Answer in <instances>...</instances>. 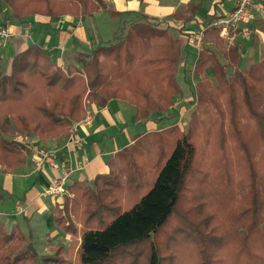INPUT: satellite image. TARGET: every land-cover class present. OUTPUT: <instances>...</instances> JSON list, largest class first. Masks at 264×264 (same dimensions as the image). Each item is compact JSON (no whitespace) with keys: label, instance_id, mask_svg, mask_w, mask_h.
<instances>
[{"label":"trees","instance_id":"obj_1","mask_svg":"<svg viewBox=\"0 0 264 264\" xmlns=\"http://www.w3.org/2000/svg\"><path fill=\"white\" fill-rule=\"evenodd\" d=\"M0 1L10 11L3 21L11 22L13 18L23 21L37 14L77 15L79 5L87 6L88 0ZM95 1L97 8L103 3ZM198 6L189 3L173 17L187 21ZM161 23L143 16L112 42L100 43L90 52L78 54L79 67L68 66L64 70L34 43L12 57L9 72L3 71L0 64V163L4 171L19 166L26 158L22 143L7 135L17 132L44 140L61 134L68 136L74 132L73 124L84 118L89 103L103 107L112 98H128L135 105V121L168 110L181 91L175 74L179 70L182 41L169 33L168 25ZM208 44L223 56L225 63ZM239 58L238 47L227 44L219 28L207 24L203 46L192 69L199 79L194 86L196 105L187 129L181 131L175 123L141 134L133 144L117 151L108 160V172L97 174L91 184H68L71 197L64 198L61 208L53 207L55 226L70 232L71 214H76L77 206H83L86 212L104 210L110 215L95 225L81 226L77 247L81 264L102 262L113 250L150 238L159 231L174 212L188 176L197 173L207 180L212 149L215 145L221 150L227 140L234 144L235 152H243L246 164L234 228L244 241L241 250L246 260L264 264V58L244 70L237 68ZM227 68H232L233 73H228ZM248 130L254 131L262 150L252 149L245 141ZM167 132H172V145L165 156L161 149L151 185L129 207L104 205L113 188L126 184L129 171L137 172V157L153 148L154 136ZM229 160L227 155L220 156V179L226 178L222 176H228L232 168ZM152 248L149 264H161L156 248ZM45 262H50L49 257L38 254L18 227L7 231L0 223V264Z\"/></svg>","mask_w":264,"mask_h":264},{"label":"crops","instance_id":"obj_2","mask_svg":"<svg viewBox=\"0 0 264 264\" xmlns=\"http://www.w3.org/2000/svg\"><path fill=\"white\" fill-rule=\"evenodd\" d=\"M254 1L260 9L255 11L256 18L252 24L253 33L249 39L238 38L234 44L240 53L237 63L239 70H244L264 58V0ZM102 2L101 6L84 13V15L67 14L41 18L30 16L23 21H2L0 27L11 25L15 31L13 35L0 38L2 39L0 49L9 45L13 49V55L8 59L9 67L6 72L10 71L12 57L33 43L39 45L56 64L64 67L69 65L79 67L78 54L88 53L101 42L111 40L112 36L115 37L125 32L130 23L142 20L143 16L158 20L165 26L168 25L169 32L174 33V37L180 40L185 37V47L189 48L186 35L183 34L194 31L196 26L202 28L210 24L212 22L210 18L214 21L225 14L231 9L234 0H102ZM227 2L229 5H226ZM189 3L199 5L189 20L183 21L173 17V14L186 9ZM115 13L117 14L115 15ZM32 21L37 22V27L33 25ZM207 21L211 22L207 23ZM34 28L35 32L33 31ZM58 46H61L62 49ZM181 49L182 57L185 55L186 60H188L190 58L187 53L188 50L185 49L186 53L184 54L183 47ZM191 49L193 50V48ZM3 56L4 52L0 51V62ZM196 57H194L193 66ZM222 59L219 58L222 63H225L223 56ZM185 64L183 61V66ZM209 73L212 75V72L207 71L210 77ZM179 95L180 93L175 96L178 97L174 98L173 105L168 110L153 112L149 118L139 121L134 119L135 105L130 100L112 98L103 107L89 103L87 106L89 120H81L73 124V133L81 136L82 145L69 148L66 145L69 135H60L46 140L31 136L25 146L29 150L30 145L40 144L57 150L58 160L70 161L71 166L75 168L69 184L73 181L91 184L97 174L108 172V160L117 151L133 144L135 138L141 134L167 128L169 125L166 126L165 124L168 118H171L172 115L179 116L182 113L184 100L188 101L189 98L179 99ZM135 123H142L145 125V129L139 133H133L137 127ZM84 157L88 159V163L84 167L78 168L84 162ZM16 170L25 173L17 174ZM53 175L54 172L48 165H44L38 170L33 167L31 151L29 154L26 153L25 160L19 166L10 171H4L2 167L0 169V181L8 187H6L7 189L2 188L3 192L0 191V199L2 201L7 200L10 205L14 195L7 190H11L16 183L9 177L33 178V184L30 188L37 193L32 198L25 195L19 200L17 197V201L11 205L10 213L0 211V223L7 231L14 227L20 229L17 217L21 215L26 222L37 218L40 224H48L51 230L47 233L45 240L42 241L44 242L42 251L45 256L51 254V248L55 244L61 243L67 248L70 241V235L65 233V237L61 236L59 227L54 224L51 204L53 200L42 195ZM31 231L33 229H30ZM30 235L31 240L32 232Z\"/></svg>","mask_w":264,"mask_h":264},{"label":"rangeland","instance_id":"obj_3","mask_svg":"<svg viewBox=\"0 0 264 264\" xmlns=\"http://www.w3.org/2000/svg\"><path fill=\"white\" fill-rule=\"evenodd\" d=\"M226 5H229V3L227 2ZM96 6L97 2L95 0H88L87 6L79 5L77 15H84V13L94 9ZM8 13H10V11L6 3L0 1V23L3 21V16L5 14L8 15ZM34 16L39 18L49 17L47 15L38 14ZM12 20L17 21L15 18ZM210 20L213 21L212 18H210ZM211 21H207V23ZM32 23L35 27H37V22L32 21ZM161 25L165 26L163 23H161ZM200 28V26H196L194 31L199 30ZM33 31L35 32V28ZM173 34L171 35L173 36ZM183 35H186V38L188 39L191 32ZM112 37L111 40H106L101 43L105 44L107 42H112L114 38ZM181 41L183 44V53H186L185 49L188 50L187 53L190 58L186 60V56L184 55L182 57L181 54L178 62L179 70L175 75L181 90L179 99L189 98V100H184V108L182 109L183 116L180 119V115H172L171 118L169 117L168 121H166L167 123L165 121L164 122L166 123V126H171L178 120H181L178 122V129L184 131L187 129V126L191 121V114L195 109L196 104L193 100L195 95L194 86L196 81L199 79V75L193 73L192 71L193 61L195 59L194 57L197 56L198 50L189 42V48H186L185 37ZM0 42H2V39H0ZM207 46L216 52L220 60H223L222 55L215 50V48L209 44ZM190 47L193 48V50ZM0 51L4 52V56L0 64L3 71H7L9 67L8 59L13 55V49L11 45H9L6 48H1ZM182 60L186 63L184 66ZM61 68L66 70L67 66L64 67L61 65ZM227 72L232 74L233 70L231 68H227ZM209 74L212 78L211 73ZM175 96L174 98L178 97ZM127 100L130 99L127 98ZM86 114L87 109L85 110V116ZM135 125L137 127H135L136 131L133 133H139V131H143L145 129V125L142 123H135ZM171 135L172 132H167L161 134L160 136H154L155 144L152 145L153 148L148 151L144 150L143 154L138 155L137 157L135 165L138 167V173L134 170L129 171L130 174H128L126 184L121 188H113L109 197H106L104 205L110 208L120 206L124 209L129 207L140 197L146 188L151 185L156 175V171L158 169L156 162L160 157L159 155L161 149L164 152L163 156H165L170 149L172 145ZM7 136L10 139H14L22 143L20 146L23 147L22 150L25 155L26 153L29 154L30 149L28 150L26 146H23V144H26L28 142L27 140L31 139V136L22 135L17 132L13 135ZM244 137L245 141L248 142L252 149L255 150V147L257 151L263 149V145L260 140L255 139L253 130H248ZM233 146L234 144L229 140L223 141V148L221 150L214 145V149H212L213 152L208 161V175L214 179V182L207 175L205 177L209 178L206 180L201 174V176L197 173L190 174L188 176L187 184L181 192L174 212L159 231L151 235L150 238L113 250L109 258L102 262L88 264H149L153 249L152 246L156 248V256L160 259L161 264H256L251 262L252 260L248 259L249 262L246 260L244 252L241 250L244 241L242 237L237 234V230L234 228V215L236 213L235 211L238 210L236 209L237 203L240 202L238 192L240 180L246 174V164L244 163L245 160L242 156L244 154H241L243 152L238 150L235 152ZM197 148H199L198 145ZM222 154L229 156V163L232 168L228 171V176L225 174L222 176L226 178L220 179L221 176L219 175L218 169H220L221 166L219 159ZM0 166L4 169V166L1 163ZM194 166L197 170H199L197 164ZM16 173L25 172L16 170ZM9 178L14 180V183H16L11 190H7L11 191L14 195L11 205H13V202L17 201V197L19 200H21V198L25 195L32 198L37 193L30 188L33 184V178ZM135 181L139 185H137ZM6 187L7 186H4L3 182L0 181V191H2V188H8ZM65 197H71L70 190L66 191L62 200L52 201V207L57 205L61 208ZM11 205L7 200L2 201L0 199V211L10 213ZM77 207L79 208L76 209V214H71L70 232H65L64 230L58 228L61 236L65 237V233L70 235L69 245L66 248L61 243L55 244L51 248V254L48 255L50 262H45L44 264H81L77 256L78 239L81 226L84 223L88 225H95L100 219L110 217L108 212L104 210L94 211L93 209H89V212H86L85 210L83 211V206ZM92 210V215H89ZM68 217V215L65 216V219L67 220ZM17 219L20 225V230L25 233L28 238L31 236L30 234L32 232L33 237L31 241L34 243V248L38 254L44 255V252L42 251L44 242L42 241L45 240V237L47 233L50 232L51 227L48 224H40L37 218H34L30 222H26L24 217L20 215ZM30 229H33V231L30 232Z\"/></svg>","mask_w":264,"mask_h":264},{"label":"built area","instance_id":"obj_4","mask_svg":"<svg viewBox=\"0 0 264 264\" xmlns=\"http://www.w3.org/2000/svg\"><path fill=\"white\" fill-rule=\"evenodd\" d=\"M260 7L256 6L254 0H234L233 5L229 11L219 16L216 20L210 24L219 28L220 36L225 39L227 44H236L238 38L249 39L253 33L252 24L255 20V11H258ZM205 26L191 32L188 37V42L198 50L203 46V30ZM15 33L11 25H4L0 27V38H5ZM61 48V46H58ZM197 52V53H198ZM183 116L181 113L179 119ZM89 112L83 121L89 120ZM181 120H178L180 122ZM83 143L81 136L74 134L73 132L68 136L66 140L67 147L80 146ZM31 161L35 169H41L44 165L54 172L48 186L44 188L42 195L48 197L53 201H60L65 196L67 186L70 182L71 175L75 168L70 164V161L58 160L57 150L47 148L40 144L30 145ZM88 163V159L84 157V162L78 168L84 167ZM1 169V166H0Z\"/></svg>","mask_w":264,"mask_h":264}]
</instances>
